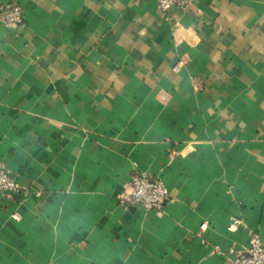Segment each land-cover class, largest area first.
I'll return each instance as SVG.
<instances>
[{"label": "crops", "instance_id": "obj_1", "mask_svg": "<svg viewBox=\"0 0 264 264\" xmlns=\"http://www.w3.org/2000/svg\"><path fill=\"white\" fill-rule=\"evenodd\" d=\"M15 1L0 264H231L251 233L264 245V0ZM137 170L163 181L160 212L118 205Z\"/></svg>", "mask_w": 264, "mask_h": 264}, {"label": "built area", "instance_id": "obj_2", "mask_svg": "<svg viewBox=\"0 0 264 264\" xmlns=\"http://www.w3.org/2000/svg\"><path fill=\"white\" fill-rule=\"evenodd\" d=\"M191 1L155 0L157 9L165 14L171 8L186 9ZM23 15L24 9L17 1L10 0L0 3V23L4 27L10 28L21 24ZM0 190L12 194H17L19 191L16 175L3 165H0ZM166 197V187L159 177L137 170L131 176L128 189L118 197L117 203L123 208L141 207L146 211L160 212ZM237 223V219H232L228 230L234 229ZM205 227L206 223H201L200 231ZM244 251L235 255L231 264H264V245L259 233H251Z\"/></svg>", "mask_w": 264, "mask_h": 264}]
</instances>
